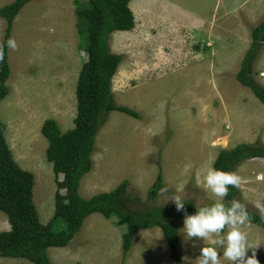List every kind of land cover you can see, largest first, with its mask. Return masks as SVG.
I'll list each match as a JSON object with an SVG mask.
<instances>
[{
	"label": "rangeland",
	"instance_id": "obj_1",
	"mask_svg": "<svg viewBox=\"0 0 264 264\" xmlns=\"http://www.w3.org/2000/svg\"><path fill=\"white\" fill-rule=\"evenodd\" d=\"M12 1L0 0V8ZM75 7V0H31L20 10L11 29L18 48L8 52L9 94L0 102L6 141L18 166L33 175L32 196L43 225L53 215L55 181L61 176L46 160L40 129L49 119L62 132L74 127L75 87L86 60ZM129 7L134 28L114 32L108 40L109 51L122 57L111 87L116 105L138 118L117 111L104 115L92 169L79 193L89 198L127 180L136 199L129 211L167 207L172 201L165 200L181 189L194 205L214 202L204 175L219 151L242 143L264 146V105L235 77L252 29L264 20V0H132ZM5 28L0 18V42ZM250 70L252 80L264 87V44ZM220 138L225 145L215 144ZM234 171L242 178L240 201L262 216L256 205H264V159L245 160ZM158 173L168 192L161 195V189L148 201ZM184 218L178 219L181 264H195L208 242L189 239ZM8 230L0 211V232ZM245 230L249 243L258 245L247 255L255 251L264 264V228L250 224ZM125 231L116 218L93 213L66 247L48 248L47 256L52 264H178L157 227L137 231L123 257ZM0 264L32 263L0 257Z\"/></svg>",
	"mask_w": 264,
	"mask_h": 264
},
{
	"label": "trees",
	"instance_id": "obj_2",
	"mask_svg": "<svg viewBox=\"0 0 264 264\" xmlns=\"http://www.w3.org/2000/svg\"><path fill=\"white\" fill-rule=\"evenodd\" d=\"M31 0H13L0 8V18L6 21L4 37H11L14 18ZM132 0H75L76 29L85 40L83 51L86 60L78 74L75 98L74 127L62 132L52 119L43 122L40 132L47 141L45 157L52 165L55 181L54 210L51 219L43 225L33 201L34 178L15 162L5 138V125L0 118V211L6 216L9 230L0 232V257L25 259L32 264H52L48 248L66 247L79 232L84 220L93 213L106 219L116 218L125 224L122 235L123 257L129 252L135 233L159 228L173 261L181 264L178 219L194 214L200 206L185 201V210L177 211L174 202L169 206H153L147 210L129 211L135 198L128 193L129 182L124 180L108 192L81 197L80 182L92 169L91 156L95 137L105 124L104 115L117 111L134 118L138 114L115 103L112 79L122 57L109 51V36L117 31L128 32L134 28V16L129 7ZM264 44V20L251 31V45L241 59L236 80L248 88L264 105V87L252 80L251 65ZM9 48L5 46L4 60L0 63V102L9 94L7 81L11 75L8 61ZM264 159V146L239 144L232 149L220 150L213 168L234 171L245 160ZM162 174L158 173L147 191L146 199L154 200L162 189ZM239 200L238 188H229L226 201ZM241 202V201H240ZM242 203V202H241ZM248 209L251 224L264 228V217Z\"/></svg>",
	"mask_w": 264,
	"mask_h": 264
},
{
	"label": "clouds",
	"instance_id": "obj_3",
	"mask_svg": "<svg viewBox=\"0 0 264 264\" xmlns=\"http://www.w3.org/2000/svg\"><path fill=\"white\" fill-rule=\"evenodd\" d=\"M5 46L12 50L18 48L14 38L0 42V63L4 60ZM206 187L216 198L213 203L196 208L194 214L185 215L183 230L189 239L207 241L208 246L200 248L195 264H259L255 251L247 253L258 245L250 244L245 228L251 224L247 206L239 200L226 201L229 188H239L242 178L235 171H223L208 167L204 175ZM167 188L160 192L165 195ZM186 190L181 189L170 199L177 211H184ZM258 211L264 216V205L257 203ZM196 247L195 242L192 244ZM222 250V252H221ZM223 257V260L221 258Z\"/></svg>",
	"mask_w": 264,
	"mask_h": 264
},
{
	"label": "bare ground",
	"instance_id": "obj_4",
	"mask_svg": "<svg viewBox=\"0 0 264 264\" xmlns=\"http://www.w3.org/2000/svg\"><path fill=\"white\" fill-rule=\"evenodd\" d=\"M219 142H221L220 145H225L226 144L225 140L224 139L221 140V138L216 140L215 144H219Z\"/></svg>",
	"mask_w": 264,
	"mask_h": 264
},
{
	"label": "crops",
	"instance_id": "obj_5",
	"mask_svg": "<svg viewBox=\"0 0 264 264\" xmlns=\"http://www.w3.org/2000/svg\"><path fill=\"white\" fill-rule=\"evenodd\" d=\"M133 13V12H132ZM133 15H134V13H133Z\"/></svg>",
	"mask_w": 264,
	"mask_h": 264
}]
</instances>
